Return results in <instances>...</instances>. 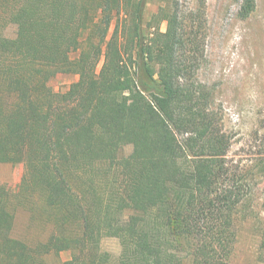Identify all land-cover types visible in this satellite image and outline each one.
Listing matches in <instances>:
<instances>
[{"label": "trees", "instance_id": "trees-1", "mask_svg": "<svg viewBox=\"0 0 264 264\" xmlns=\"http://www.w3.org/2000/svg\"><path fill=\"white\" fill-rule=\"evenodd\" d=\"M146 3L0 0V163L26 164L16 193L0 183V264H111L90 227L119 236L113 264H232L234 206L213 196L225 136L181 82L176 16L146 36ZM62 73L79 76L64 93ZM20 212L46 232L16 236Z\"/></svg>", "mask_w": 264, "mask_h": 264}, {"label": "rangeland", "instance_id": "rangeland-1", "mask_svg": "<svg viewBox=\"0 0 264 264\" xmlns=\"http://www.w3.org/2000/svg\"><path fill=\"white\" fill-rule=\"evenodd\" d=\"M160 10L177 19L182 43L176 60L184 69L181 82L199 91L227 143L220 162L223 167L213 186L219 208L229 201L234 206L230 233L237 241L226 260L264 264V0H147L142 24L146 36L158 28L166 31L167 21L153 19ZM122 17L114 12L110 34ZM14 32L11 27L7 34L13 36ZM78 80L76 74L62 73L51 86L64 93ZM131 153L132 147L126 146L121 155ZM25 170L24 162L0 163V183L16 193ZM205 180L204 174H197L198 185ZM218 212L228 215L227 211ZM42 229L29 213L17 215L16 236L36 237L46 232ZM89 236L111 255V264L119 258L121 244L115 232L90 227ZM70 257L71 252H63L46 260L47 264H63ZM184 264H192V259L186 256Z\"/></svg>", "mask_w": 264, "mask_h": 264}]
</instances>
